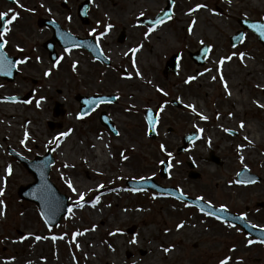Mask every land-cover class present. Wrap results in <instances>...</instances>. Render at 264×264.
<instances>
[{
    "label": "rangeland",
    "instance_id": "obj_1",
    "mask_svg": "<svg viewBox=\"0 0 264 264\" xmlns=\"http://www.w3.org/2000/svg\"><path fill=\"white\" fill-rule=\"evenodd\" d=\"M83 1L20 2L26 15H32L31 25L21 37L32 48L30 56L37 69L32 70L31 77L38 83L27 79L15 90H6L22 97L29 95L17 102L14 117L18 127L7 125L5 108L0 105V173L9 165L12 169L0 189V264H107V259L112 264H136L148 249L150 264H204L207 258L209 264H219L226 258L224 242L235 239L225 233V224L210 220L207 217L214 216L193 204L154 189L133 188L128 181L152 178L161 186L202 198L214 207L224 206L243 217L264 218V139L245 155L243 148L247 147L238 144L240 125L245 120H255L264 129V107H250L253 81L262 85L256 95L264 97V47L251 31H245L244 40L235 46L230 41V36L242 28L241 18L264 20V0H180L170 20L157 26L142 24L140 19L155 18L166 0H91L88 23L78 15ZM198 4L206 7L196 9ZM46 17L73 35L93 37L111 64L97 61L85 48H62L58 43L59 60L52 62L44 43L53 36V30L38 25V20ZM198 22L200 26L194 31ZM160 30L166 34L163 40H159ZM122 32L125 40L119 42ZM203 44L211 50L205 64L197 65L189 54ZM132 48L144 52L147 61L143 66L136 65L137 52L133 56ZM66 49L74 56L68 57ZM241 52L245 54L243 60L238 55ZM173 54L180 57L177 71L165 75V62ZM228 56L231 60L226 59ZM221 58H225L223 64L219 63ZM245 58H252L254 65L244 64ZM232 76L237 85H230L249 99L237 115L228 101ZM189 77L194 79L186 83ZM95 94L115 95L116 101L101 103L90 115L81 117L76 96ZM173 101L183 106L177 107ZM56 103L62 104L64 115L53 116ZM148 108L157 114L155 137L148 133ZM101 112L109 116L115 132L100 122ZM199 114L207 119H200ZM49 121L58 126L50 128ZM231 125L234 134L225 131ZM212 130L219 138L216 143L209 141ZM192 131L199 133L198 138L182 149L183 136ZM63 132L69 135L60 137ZM93 135L105 137L111 155L101 171L91 167L90 179L85 167L94 159ZM53 137H60L59 146L50 143ZM164 139L172 144L171 158L159 155ZM225 139L234 142L223 145ZM195 141L199 144L194 150L191 145ZM66 146L68 152L61 160L57 148ZM9 149L31 159L53 150L50 179L71 203V211L58 225H47L36 203L18 195V189L34 182L35 177ZM212 154L219 163L211 160ZM161 161L171 164L166 177L160 173ZM243 168L260 180L240 182L237 175ZM73 177L79 179L78 187L73 185ZM69 181L75 192L68 187ZM80 193L84 194L83 207L77 203ZM97 196L99 202L93 207ZM87 233L98 242L97 251L92 249V241L86 242ZM38 236L41 239L37 240ZM251 241L245 246L253 256L264 257V249ZM196 244L199 246L194 248ZM230 259L235 262L234 257Z\"/></svg>",
    "mask_w": 264,
    "mask_h": 264
},
{
    "label": "water",
    "instance_id": "obj_2",
    "mask_svg": "<svg viewBox=\"0 0 264 264\" xmlns=\"http://www.w3.org/2000/svg\"><path fill=\"white\" fill-rule=\"evenodd\" d=\"M167 2H168L167 7L161 13H159L154 19H148V20L142 19L141 22L154 25L153 21L158 18L162 19L163 22L167 21L171 16L174 0H167ZM89 7H90V1L87 0L84 3H82V5H80L78 10L79 16L84 23L89 22V18L87 15V11ZM240 23L246 29L254 32L264 45V37H261L260 32L257 30V28L253 27V25L264 26V21L241 20ZM39 25L41 26L46 25L47 27H51L53 29L54 32L53 37L45 43L46 48L49 49V56L51 60L55 61L58 58V55L55 51V44L56 42H58L62 47H70L72 45L85 47L93 55L94 58L106 64H110V60L107 58V56L104 54L100 46L95 42L93 38L77 37L69 33L68 31L62 29L58 23L47 19H40ZM243 38H244V31L239 30L235 35L231 36V42L233 45H236L239 42H241ZM124 40H125V33L122 32L119 37V41L123 42ZM209 51H210V47L204 44L198 51L194 53H190V56L198 65H202L205 63V59L206 56L209 54ZM178 59H179L178 55L174 54L166 62L165 70H164V73L166 75L168 74V71H171L173 73L176 72ZM11 72L13 71L11 70ZM0 73L2 75L8 76L4 72H0ZM77 99L81 104L80 113L82 116H85L91 113L93 110H95L100 103L114 102L116 100V97L114 95H93V96L78 95ZM88 101H96V103L89 104ZM174 104L180 106L179 102L174 101ZM63 113L64 110L61 108V104L57 103L54 109V116H58ZM145 115L148 123H149L148 120L149 115L153 117V123H149L150 126L149 134L151 137H155L157 116L152 109H147ZM100 119L102 123L108 125L113 130L112 123L110 119L107 117L105 112H102ZM49 125L51 128H54L56 126V124L51 121L49 122ZM197 135L198 134L196 132H191L188 136H185L183 139L184 146L187 145L189 142L193 141L194 139H196ZM19 159L24 163L27 169L31 171L35 176V181L33 183H30L26 186H21L19 188V192H18L19 195L23 199L33 201L38 205L42 213V216L47 224L57 225L60 222L61 218L67 214L71 204L69 203L67 196L61 194L57 189V187L54 185V183L50 180L49 175H50L51 167L54 163V157L51 154V149L48 151L46 155L37 156L34 160H29L22 156H19ZM212 160L219 162L218 158L214 156H212ZM168 169H169V162L166 161L162 164L161 175L163 177L167 175ZM191 176L197 177L198 175L192 173ZM238 180L243 183H252L260 180V177L251 174L247 168H243L238 174ZM128 185L137 189L152 188L160 192L169 193L170 195L180 200L188 201L190 203L197 205L200 209L203 208V211L207 213H209L210 210H214L216 214L213 216L216 217L219 216V218L221 219L229 220L235 224H239L247 232L264 240V230L254 227L249 222H247L243 218V216L235 214L227 210L226 208H224V211L221 212L220 211L221 207H214L211 204L202 201L201 199L198 200L183 195L180 191H178L175 188L163 187L158 183H156L155 180L152 178L146 180H139V181H128ZM52 205H57V207L53 208ZM209 205L211 206V209L209 208ZM237 217H242V218L236 219ZM133 230L134 228L130 231L132 232Z\"/></svg>",
    "mask_w": 264,
    "mask_h": 264
},
{
    "label": "bare ground",
    "instance_id": "obj_3",
    "mask_svg": "<svg viewBox=\"0 0 264 264\" xmlns=\"http://www.w3.org/2000/svg\"><path fill=\"white\" fill-rule=\"evenodd\" d=\"M201 17H203V15ZM216 21L219 22V20H216ZM199 26H200V23L198 22L195 25V27H194V31H195V29H198ZM159 34H161L159 36V40H163L164 38H166V34L163 33L161 30L159 31ZM69 50L70 51H68V54H69L68 57H73L74 56L73 55V51L71 49H69ZM150 51L153 52V47H151V46H150ZM146 61H147V58H146L144 52L139 51V52L136 53V65L138 67L143 66V64L146 63ZM244 64L249 65L251 67L254 65L252 58H245ZM253 82H254V84L252 86V91H251V94H250L251 98H252L250 107L251 108H255L258 105L264 107V97H262V94L256 95V93H255L258 90V87H262V85H259L255 81H253ZM230 83L233 84L234 86L237 85V81L235 80V76L231 77V79L229 80V85H230ZM234 86L230 85V88H229L230 90H229V93H228V101L231 102L232 105H233V109H234L233 114L237 115V114L241 113L244 103H246L249 99H248L246 94L244 95V98L241 97L239 89H237ZM261 93H264L263 89L261 90ZM130 97L134 98V95L130 94ZM192 100L194 101L193 98H192ZM16 106H17V102L16 101H11V102L5 101L2 104V107L5 108L4 109V113L8 117V120H6L7 125H10L12 127H18L19 126L18 119H16L14 117ZM231 111L232 110H230V112H229L230 114H231ZM28 119H29V116H28ZM243 125L244 126L241 128V130L239 132L238 144L239 145H244V146L247 147V150L245 148H243V155H245L248 151L254 150L255 146L260 145L263 142L264 129L255 120H249V121L245 120ZM233 128L234 127L231 125V126L228 127V130L229 131L233 130ZM20 129H22V127H20ZM36 130L39 131V128H36ZM28 133L31 136V132L28 131ZM1 134H2V136L4 135V137H7L6 134H4V133H1ZM245 137L247 139H245ZM218 140H219V138L217 137L216 130H212V133L209 135V141L212 142V143H216ZM90 141L94 145V159H92L90 161V163L85 167V172H86L88 178L92 179L93 176L91 175V170H90L91 167H94L95 171H101L103 164L108 159L107 157L111 155V151L109 150V148H107L108 146H107V141H106L105 137H100L99 138V137L93 135L90 138ZM233 142H234L233 139H225L224 142H223V145L224 144H232ZM68 143H69V139H68ZM65 144H67V141H66ZM118 144H120V143L118 142ZM198 144L199 143L197 141H195L191 145V148L195 150L197 148L196 146H198ZM161 145L164 146V149L162 150L161 147H160L159 155L161 157H163V158H166V159L167 158H171L172 156L169 157L167 155L168 152H171L172 155H173L172 144L170 143V141H168L167 139H164L161 142ZM68 148H69V146H66L64 148H61V147L57 148L59 150L58 152L60 153L61 160L65 159V154H67ZM167 148H169V149H167ZM1 164L4 165V162L2 161ZM4 166H6V165H4ZM210 171L213 172V169L210 168ZM72 182H73V185L76 186V187H78L79 184H80L79 179H77L75 177L72 178ZM6 183H7V171L5 170V168H3L2 172L0 173V189H2V187L5 186ZM102 223L105 224V219L104 218L102 219ZM141 223L142 224H147L146 221H143ZM109 231L110 230H108V232ZM89 241H92V243H93L92 244V249L97 251L98 242L96 240H94L89 233H87L86 234V242H89ZM119 243H121V241H119ZM149 255H151V251L148 249L146 256L143 255L142 259L139 261V263H136V264H150L152 259H150ZM106 263L107 264H112L109 259L106 260Z\"/></svg>",
    "mask_w": 264,
    "mask_h": 264
},
{
    "label": "flooded vegetation",
    "instance_id": "obj_4",
    "mask_svg": "<svg viewBox=\"0 0 264 264\" xmlns=\"http://www.w3.org/2000/svg\"><path fill=\"white\" fill-rule=\"evenodd\" d=\"M180 1V0H176ZM21 0H0V13H8L9 9L13 10V13L18 14L17 19L9 25L10 31L7 32L0 42L6 41L5 47L3 48L4 54L7 58L14 63L19 60H25L23 64H18L14 68V74L12 77H5L0 73V105L5 101L11 102L12 98L19 93L12 92L7 93V89L15 90L23 80H31L35 85L38 83V80L34 77H31L32 70L37 69V63L32 61L30 53L32 52L31 46L25 44V39L21 37L22 31L28 29L31 25L30 19L31 14L28 12L26 15L25 11L22 10L20 5ZM12 13H9L5 17V20L11 18ZM4 21H0V31L3 30ZM12 68V69H13ZM15 156V155H14ZM212 221H216L222 224H225L226 230L225 233L235 239H226L225 245L227 251L225 253L226 258L230 256L235 258V262H231L232 259L228 260V264H264V257L253 256V253L249 248L245 246V242L254 240V243H257L260 249H264V243H261L258 238L247 233L239 225L233 224L229 221L217 219L216 217H207ZM252 224L264 228V218L261 217H244ZM263 220V222H261ZM261 222L262 224H260ZM199 245L196 244L194 248H197ZM204 264H209V258L206 259Z\"/></svg>",
    "mask_w": 264,
    "mask_h": 264
},
{
    "label": "snow or ice",
    "instance_id": "obj_5",
    "mask_svg": "<svg viewBox=\"0 0 264 264\" xmlns=\"http://www.w3.org/2000/svg\"><path fill=\"white\" fill-rule=\"evenodd\" d=\"M202 7H206V5H199V4H198V5L196 6V9H199V8H202ZM196 9H191L190 11H195ZM9 13H12L11 18L5 20V17L8 16ZM17 15H18V14L13 13V10H12V9H9V10H8V13H0V21H4V27H3V30L0 31V39H2V38L4 37V35H5L7 32L10 31L9 25H11L12 22L15 21V20L17 19ZM69 19H70V18H69ZM161 23H163V20L160 19V18H158V19H156V20L153 21V24H154V25H159V24H161ZM193 23H195V22L193 21ZM111 27H112V25H110V24L107 25V28H108V29H110ZM253 27L257 28V30L260 32L261 37H264V26L253 25ZM188 31H189V32L192 31L191 27H189ZM102 34H106V32H105V33H102ZM5 44H6V41L0 42V72H4V73L7 74V75H11V70H12L13 67H16L18 64H23V63H25L26 61H25V60H19V61H16V62L14 63L13 61L9 60V59L7 58V56L4 54V52H3V48L5 47ZM66 51H70V50H69V49H66ZM137 51H138L137 48H132V49H130V52L133 54V56L135 55V53H136ZM125 55H127V53H125ZM238 55H239L240 58L243 60L245 54L241 52V53H239ZM231 58H232L231 56H228L226 59L231 60ZM224 59H225V58H221V60L219 61V63H220V64H223ZM133 63H134V62H133ZM75 67H76V65H75V63H74V64H73V70H75ZM209 71H210V70H209ZM49 74H50L49 72H45V75H46V76L49 75ZM137 75H140V73L137 72ZM201 75H202V73H201ZM192 79H194V77H189L188 80H186L185 82L187 83V82H189V81L192 80ZM213 79H216V77H213ZM221 79H222V77H221ZM225 87H227L226 84H225ZM165 95H167V94L165 93ZM13 99H15V98H13ZM88 103H89V104H94V103H96V101H88ZM188 107H191L193 112L196 111L195 108H194L193 106L189 105ZM199 118L202 119V120H206V119H207V117H206V116H203L202 114H199ZM148 120H149V123H153V117H152L151 115H149ZM243 126H244L243 123H241L240 127L242 128ZM225 131H229V130H228V129H225ZM68 135H69V132H63V133H60V137H67ZM27 136H28V133L26 132V133H25V139H27ZM60 137H53V141H50V143H51V142H55V143L57 144V146H59V143H60ZM245 139H247V138L245 137ZM24 142H25L24 140H21V143H22V144H23ZM160 147H161L162 150L164 149V146H163V145H161ZM167 155H168L169 157H171V156H172V153H171V152H168ZM241 159H243V158H241ZM161 163L163 164L164 161H161ZM65 166L67 167L68 165H65ZM169 167H171V164H169ZM11 171H12V169H11V166L9 165L8 168H7V172H8V174H11ZM68 187H69L73 192L76 191V189L73 187V185H72V183H71L70 181L68 182ZM101 187H102V186H101ZM0 194H2V193H0ZM199 199H202V198H198V200H199ZM83 200H84V194H83V193H80V198H79V201L77 202V203L79 204L80 207H83V206H84V205H83ZM98 202H99V196L95 197L94 201L92 202V206L95 207L96 203H98ZM2 203H3V201H0V204H2ZM52 207L55 208V207H57V205H52ZM209 208L211 209V206H210V205H209ZM69 211H71V209H69ZM201 211H203V208H201ZM220 211H221V212L224 211V206H221ZM0 214H2V213H0ZM208 214H209V215H215L216 213H215L214 210H210ZM241 218H242V217H237L236 219H241ZM217 219H219V216H217ZM182 226H183V225H179V227H182ZM36 239L39 240V239H41V237L38 236V237H36ZM53 239H55V237H54ZM260 242H261V243H264V240H262V241H260ZM251 243H252V241H249V244H251ZM164 251L167 252V251H169V249L165 248ZM229 259H230V258L222 259V260L219 262V264H228V260H229Z\"/></svg>",
    "mask_w": 264,
    "mask_h": 264
}]
</instances>
